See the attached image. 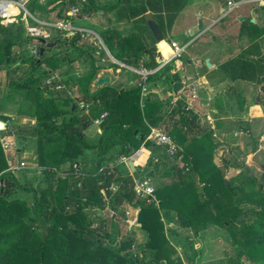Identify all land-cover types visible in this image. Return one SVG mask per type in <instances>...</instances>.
I'll return each instance as SVG.
<instances>
[{
	"label": "trees",
	"instance_id": "trees-1",
	"mask_svg": "<svg viewBox=\"0 0 264 264\" xmlns=\"http://www.w3.org/2000/svg\"><path fill=\"white\" fill-rule=\"evenodd\" d=\"M141 1L115 0V4L104 10L118 9L122 13L124 7L126 21L135 18L144 21L147 9L138 6ZM155 1L160 5L161 0ZM147 2L153 6L152 0ZM27 3L30 13L57 8V17L68 3L81 8L86 4L85 16L98 9L93 0H45L43 4L28 0ZM51 5L53 7L48 9ZM176 5L177 0H163V7L157 8L162 39H153L162 54L169 50L165 44L163 20L167 21L168 27L171 25L180 10ZM162 11L165 17L160 15ZM247 24L252 26L249 21ZM15 31V36L10 31L0 41V65L14 63L16 68L21 65L11 52L18 43L20 26L15 27ZM98 36L115 61L132 68L141 65L148 71L157 67L153 55L145 48L140 29L125 36L115 29H106ZM37 40L40 42L37 54L43 48L42 56L23 62L33 70L43 67L42 76L48 77L79 59L90 69L78 76L74 85L81 94L78 104L88 111L83 121L78 118L76 109H72L76 103L70 98L43 96L37 85L31 89H26V84L14 85L25 92L27 110L21 111L22 114L34 120V127L28 133L36 142V164L67 172H73V165H76L78 173L84 175L62 179L44 169L47 186L36 192L28 183L18 182L8 170L0 143V264H182L178 257L174 260L170 257L174 247L165 235V223L172 222L189 229L194 238L209 226L223 228L239 256L264 264V185L254 177H244L243 171L229 180L224 179L213 163L215 144L211 133L199 128L193 111H185L181 106L179 118L167 132L179 148L173 162L180 163L188 172L181 173L178 169L177 177L154 189L153 197H136L126 169L122 171L115 166L112 171L106 168L99 172L100 168L113 165L120 158L130 157L141 145L150 146L146 141L150 128L161 127L164 118L160 116L161 105L142 95V91L153 88L156 81L171 88L168 72L172 64L148 74L144 81L132 72V79H139L135 86L118 89L105 85L90 93V85L99 68L100 52L81 45L83 34L57 30L53 41L42 44L43 39ZM50 45L51 48L64 47L65 54H49ZM144 56H148L147 61H141ZM110 67L118 68L113 63H109L107 68ZM214 76L219 82L229 79L254 83L262 94L260 98L257 96V104L264 106V58L260 40L253 39L238 55L220 65ZM39 79L36 75L30 78L31 81ZM6 120L0 115V122L4 124L0 133L6 130ZM95 120H98L99 133L96 142L92 143L85 138L84 132ZM55 179L53 187L51 183ZM115 184L118 188L111 195L109 189ZM13 188L32 193V202L8 199ZM105 202L113 212L124 204L137 210L134 225L144 235L139 252L125 253L132 247V240L117 242L114 229L106 231L103 223L87 219V209L103 207ZM241 204H247L249 208L242 210ZM245 218L251 221L248 223Z\"/></svg>",
	"mask_w": 264,
	"mask_h": 264
},
{
	"label": "crops",
	"instance_id": "crops-1",
	"mask_svg": "<svg viewBox=\"0 0 264 264\" xmlns=\"http://www.w3.org/2000/svg\"><path fill=\"white\" fill-rule=\"evenodd\" d=\"M147 1L143 0L138 3V6H144L147 9L144 13V21L138 18L126 21V9L124 10V7L122 13L118 9L104 10L106 7L115 4V0H97V3H94L95 6L98 8L99 3H103L102 6L104 7L99 6L96 12L89 15L92 20L91 25L94 27L88 29L83 25L78 29L91 33L99 40L98 34L106 29L118 30L123 36L140 29V35L145 39L146 50L151 52L155 62L159 65L162 58L169 57L170 47L165 42L169 50L165 51L164 54L160 53L161 51L155 45L146 24V18L157 22L159 15L157 8L159 6L163 7V0H161L162 5L161 2L159 5L155 0H152L151 4L153 6L151 7ZM227 1L234 3L232 8H229ZM176 6H180V10L175 14L171 25L168 27L167 21L163 20L164 35L166 39L175 42L183 50L179 58L170 60L165 65L172 64L168 77L171 81L183 83V88L176 95H173L168 84L156 81L153 88L150 90L143 89L142 94L147 95L149 99L157 101L161 105L160 116L164 118V121L161 127L156 129L162 130L161 128H164L168 132L172 123L179 118L182 109L193 111L197 116L199 128L203 132L208 131L211 133L212 141L215 144L213 163L220 170L222 165L226 167L227 171L223 174V177L225 180H229L244 171V167L242 165L237 169L229 167L227 162L224 161L225 150L228 145H234V148L237 146L240 151L250 150V154L246 155L248 161L253 150L259 147L255 136V132L258 131L256 123H264V106L257 104V96L259 95L260 98L262 95L259 86L242 80L231 81L226 79L219 82L214 76V72L220 65L244 50L253 39L260 40L264 58V8L258 7L252 0H177ZM160 15L165 17L163 11L160 12ZM198 18L203 24L201 31L197 30ZM247 21L252 26H249ZM190 31H193V35L190 34ZM107 54L110 58L108 52ZM147 58L148 56H144L142 60L147 61ZM205 60L208 61L209 67L205 65ZM187 61H190V63ZM109 63L116 64L117 67L122 65L113 58ZM109 63H98L99 68L95 73L94 81L90 85V93H95L100 87L105 86L95 84L96 79L104 76H107L110 80L106 85L122 89V87H118L120 86L118 82H121V79L117 76L121 69L107 68ZM81 65L82 73L90 69L88 64L84 65L82 63ZM126 67L132 69V67ZM137 68L144 69L141 65ZM135 73L138 74L136 71ZM130 83H132L131 80L128 81V84ZM91 127L92 124L88 128L91 129ZM95 127V132L99 133L98 126ZM167 132L165 133L167 134ZM12 137L14 138V136H7L5 139L11 142V140H14ZM243 137L244 141L242 142ZM164 155L166 156L162 146L151 143L150 146L141 145L130 156L131 167L128 166L129 172H131L130 176L135 179L147 180L151 187L156 189L175 179L178 169L181 170V173L188 172L180 163L178 165L176 161L173 162V159L170 160L167 156V158H164ZM23 156L26 155H19V159L17 158L15 169L23 177L30 176L32 173L20 170L37 168V164L26 166L23 163ZM6 162L8 170H10L8 159ZM20 163L24 164L23 168L20 167ZM113 165L115 166L116 163ZM117 166L125 171L124 166ZM14 172L11 173L15 177L14 174H17V172ZM16 180L18 181L17 178ZM17 193L27 192L18 190ZM17 193H14L15 199L20 198ZM19 200L24 199L20 198ZM175 227L174 222L165 223V232L168 228Z\"/></svg>",
	"mask_w": 264,
	"mask_h": 264
},
{
	"label": "rangeland",
	"instance_id": "rangeland-1",
	"mask_svg": "<svg viewBox=\"0 0 264 264\" xmlns=\"http://www.w3.org/2000/svg\"><path fill=\"white\" fill-rule=\"evenodd\" d=\"M44 1L45 0H38V3L43 4ZM93 1L94 3H97V0ZM18 2L24 7V10L20 12L19 16H15L13 19L11 18V20L7 21L4 18H0V41L10 31L15 36V27L20 26L18 43L12 47L11 52L14 56V60L21 64L18 68H16L14 63L8 66L0 65V115H3L7 119L6 131L4 130L0 133V143L5 158L6 160L8 159V163L11 167L9 171L17 172L18 175L15 172L14 175L19 182H26L35 189L36 192H39L42 188L47 186V178L43 173L44 170L40 169L41 167L37 166V168H31L30 170H20L32 173L30 176L24 177L15 169L17 167V158L19 159V155H26L25 157L23 156V163H25L26 166H31V164L36 165L37 161L36 142L28 133L34 127V120L27 117L25 114H22L21 111L27 110V103L24 97L25 92L23 89L15 88L14 85L26 84V89H31L37 85L42 89L43 96L70 98L72 102L76 103L74 109H76L78 118L83 121L87 118V113L86 109L81 108L80 104H78L81 94L74 85L77 77L79 75L81 76V74H85V72L82 73L81 64L84 63V65H87V63L84 61L82 62V60L79 59L71 65L63 66L50 76L44 77L42 76L43 67L33 70V67L28 63L23 62V60L39 57L37 50L40 42L37 39H43L45 40V43L53 41L56 38L57 29L50 25H55L61 22L63 16L67 17L71 27L77 29L76 32L83 34L84 40L81 43L83 47L90 46L91 49L100 52L98 63L107 64L109 61H112V58H109L101 40L91 34L88 36L85 35L86 37H84L85 33L78 30V28L83 25L88 29L94 27L91 25V17L85 16L84 7L88 8L86 4L81 8L80 6H73L68 3L65 5V10L61 13V16L57 17V8H54L51 11L36 10L35 12L30 13L27 3L28 0H18ZM102 5L104 4L99 3L100 7ZM52 7L53 5L49 6L48 9H51ZM72 7H77L78 12L75 16H72L71 14L68 16L66 13L70 12ZM41 23H48V26H41ZM32 29L35 30L32 31ZM123 29L125 30V28ZM54 52L59 54V56L65 54L64 47L61 46L49 49L48 53L51 54ZM141 61L143 60L141 59ZM118 68L121 69L117 74L121 79V82H118V85H120L118 87L128 88L135 86L138 83L139 79H132V72H138L137 67L127 69V67L122 64ZM64 71H66V74H64ZM32 75L39 76L40 79L38 81H31L30 78ZM130 80L132 83L128 84V81ZM20 112L21 114H19ZM95 126L96 124L92 123L91 129L88 128L84 132L85 138L92 143L97 140ZM256 127L258 131L255 132V136L258 140L259 147L253 150L252 156H250L248 161L246 155L250 154V150L244 149L240 151L237 146L234 148V145L227 146L224 161L227 162L229 167L234 169H237L242 165L244 167V177H254L261 185H264V123L257 122ZM161 129L164 133L167 132V129ZM7 136H14V138L12 137L14 140L8 142V140L5 139ZM243 141L244 137L242 142ZM164 158L167 157L165 156ZM169 159L171 160L172 158ZM220 171L223 175L227 171L226 167L222 165ZM139 180L143 179L141 178ZM195 183L200 187L196 178ZM55 184L56 179L52 181L51 185L54 187ZM11 190L8 194V199H15L14 193H17L18 190L15 188ZM17 196L29 203L32 202V193H17ZM239 207L242 210H247L249 208L247 204H241ZM135 212L134 208L124 204L117 209L115 216L111 218L110 216L113 212L106 205L103 207L87 209L86 216L87 219L93 223H103L106 231H109L111 228L114 229V231L117 232L115 237L117 242L128 239L132 240V247L125 253H137L140 251L144 243V235L138 227L134 225ZM124 219H128L129 222L123 221ZM245 219L248 223L251 221V219ZM174 223L176 227L172 229L168 228L165 232L170 246L174 247V253L170 255L172 260L178 257L182 264H236V262L239 264H257L248 260L244 256L238 255V250L231 245L229 234L223 228L209 226L206 230L199 233L197 238H194L189 229L180 228L176 222ZM236 231L237 233L239 232L238 226H236Z\"/></svg>",
	"mask_w": 264,
	"mask_h": 264
},
{
	"label": "built area",
	"instance_id": "built-area-1",
	"mask_svg": "<svg viewBox=\"0 0 264 264\" xmlns=\"http://www.w3.org/2000/svg\"><path fill=\"white\" fill-rule=\"evenodd\" d=\"M252 2L255 3L258 7L264 8V0H252ZM227 5L229 6V8H232L234 3L232 1H227ZM6 7H14L16 9V13L7 14L6 13ZM23 10H24L23 5L20 4L18 1L0 0V18H4L6 21L11 20V18L13 19V17H15V16H19L20 12ZM77 12H78V8L72 7L70 9V12H67V14H68V16H70L69 14H71L72 16H75ZM41 24H42L41 26H43V25L48 26V23H41ZM69 24L70 23L68 22V19H62L61 22H59L55 25L54 24L50 25V26L55 27L57 30L77 31L76 28L71 27ZM34 30L35 29H32V31H34ZM79 31L84 32L86 36L91 34V33L86 32V31H82V30H79ZM168 46L170 47V52H171L169 57L168 58H162L159 61V65H158V67H156V69L151 70V71H148L146 69H138L137 73L141 76L142 81L145 80V78L148 74H153V73L159 71L170 60H174V59H177L180 57V53L183 50V48L178 47L177 44L175 42H172V41H170ZM52 80H54V79H52ZM102 116H104V115H102ZM94 123L96 125H98V120H95ZM146 141H148L151 144L156 145V146H162L165 150L166 156L169 158H173L176 155L177 151L179 150L176 143L166 133H164L160 129L150 128V132H149L148 136L146 137ZM128 162H130V157L120 158L116 162L115 166H117V165L124 166L125 169L128 171L129 176H130L131 172H129V169H128ZM19 165L21 168L24 167L23 163H20ZM115 166L114 165H108L106 167L100 168L99 172H101L103 169H106V168H108L109 171H112V168ZM40 169L41 170L46 169V171H48L49 173H54L57 178H62V179H64V178H67V179L79 178V177L84 175L82 173H78L76 165H73V172L59 171V170H57L55 168H51V167L40 168ZM131 178H132V184H133V192L135 193L136 197H138L140 199H142L144 197H148V196L153 197L154 189L151 187V185L149 184V182L147 180H139V179H135L133 177H131ZM0 185H1V182H0ZM78 186H79V184H78ZM117 188H118L117 184L111 185V187L109 189V191L112 192L111 195H113V193H115ZM106 205H107V207L110 208V206L108 205V202H105L104 206H106ZM135 211L137 212L136 209H135ZM136 212H135V214H136ZM114 216H115V212H113L110 217L113 218ZM125 222H129L128 219H125ZM134 224H135V215H134Z\"/></svg>",
	"mask_w": 264,
	"mask_h": 264
},
{
	"label": "water",
	"instance_id": "water-1",
	"mask_svg": "<svg viewBox=\"0 0 264 264\" xmlns=\"http://www.w3.org/2000/svg\"><path fill=\"white\" fill-rule=\"evenodd\" d=\"M146 24L153 36V38L156 40V41H159L162 39V36L160 34V31H159V28H158V24L156 21H154L153 19H149V18H146ZM203 29V24L200 20V18L197 19V30L201 31ZM190 34L193 35V31H190ZM165 41L169 44L170 43V40L169 39H165ZM45 41L42 40V44H44ZM50 48L52 47L51 45L49 46ZM44 52V49L41 48L40 51H39V57L42 56ZM188 63H190V61H187ZM205 65L207 67H209V63L208 61L205 60ZM109 78L107 76H104V77H101V78H98L96 79L95 81V84L97 86H102V85H106L109 83ZM169 85L171 86V91L173 93V95H176L182 88H183V83L181 82H176V81H169ZM75 108V105L72 106V109ZM4 128V124L2 122H0V131ZM129 167H131V162L128 164ZM2 192V183L0 185V194Z\"/></svg>",
	"mask_w": 264,
	"mask_h": 264
},
{
	"label": "bare ground",
	"instance_id": "bare-ground-1",
	"mask_svg": "<svg viewBox=\"0 0 264 264\" xmlns=\"http://www.w3.org/2000/svg\"><path fill=\"white\" fill-rule=\"evenodd\" d=\"M6 13L10 14V13H16V9L14 7H6Z\"/></svg>",
	"mask_w": 264,
	"mask_h": 264
}]
</instances>
